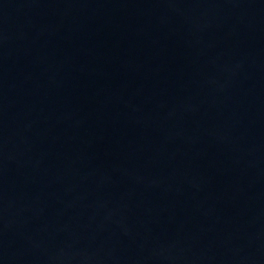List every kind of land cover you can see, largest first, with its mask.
I'll return each instance as SVG.
<instances>
[{
    "label": "water",
    "instance_id": "95a60500",
    "mask_svg": "<svg viewBox=\"0 0 264 264\" xmlns=\"http://www.w3.org/2000/svg\"><path fill=\"white\" fill-rule=\"evenodd\" d=\"M264 171V0H0V197Z\"/></svg>",
    "mask_w": 264,
    "mask_h": 264
}]
</instances>
